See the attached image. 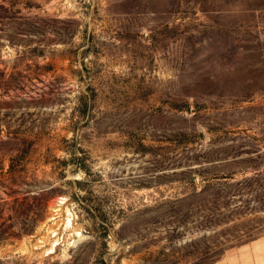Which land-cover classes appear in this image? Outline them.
I'll return each instance as SVG.
<instances>
[{"label": "rangeland", "instance_id": "1", "mask_svg": "<svg viewBox=\"0 0 264 264\" xmlns=\"http://www.w3.org/2000/svg\"><path fill=\"white\" fill-rule=\"evenodd\" d=\"M262 236L264 0H0V264Z\"/></svg>", "mask_w": 264, "mask_h": 264}, {"label": "crops", "instance_id": "2", "mask_svg": "<svg viewBox=\"0 0 264 264\" xmlns=\"http://www.w3.org/2000/svg\"><path fill=\"white\" fill-rule=\"evenodd\" d=\"M215 264H264V236L228 249Z\"/></svg>", "mask_w": 264, "mask_h": 264}]
</instances>
